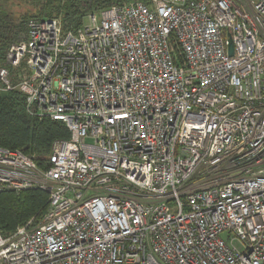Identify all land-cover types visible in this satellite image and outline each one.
<instances>
[{
    "label": "built area",
    "instance_id": "obj_1",
    "mask_svg": "<svg viewBox=\"0 0 264 264\" xmlns=\"http://www.w3.org/2000/svg\"><path fill=\"white\" fill-rule=\"evenodd\" d=\"M86 19L29 21L0 71V94L69 133L44 167L0 147V193L47 194L0 264H264V0Z\"/></svg>",
    "mask_w": 264,
    "mask_h": 264
},
{
    "label": "trees",
    "instance_id": "obj_2",
    "mask_svg": "<svg viewBox=\"0 0 264 264\" xmlns=\"http://www.w3.org/2000/svg\"><path fill=\"white\" fill-rule=\"evenodd\" d=\"M17 1L32 9L18 10ZM128 1L146 0H0V71L6 66L8 50L25 35L29 21L57 18L64 30L74 32L88 14ZM68 137L62 122L28 116L19 91L0 94V147L20 151L44 167L53 142ZM46 207L47 194L39 190L0 193V234L6 237L32 218L37 222Z\"/></svg>",
    "mask_w": 264,
    "mask_h": 264
},
{
    "label": "rangeland",
    "instance_id": "obj_3",
    "mask_svg": "<svg viewBox=\"0 0 264 264\" xmlns=\"http://www.w3.org/2000/svg\"><path fill=\"white\" fill-rule=\"evenodd\" d=\"M16 3L19 4V6H18L19 9L18 10H20V11H27V10L32 9L30 4L24 3L23 1H17ZM86 22H87V19L85 18V20L83 21V24H85Z\"/></svg>",
    "mask_w": 264,
    "mask_h": 264
},
{
    "label": "water",
    "instance_id": "obj_4",
    "mask_svg": "<svg viewBox=\"0 0 264 264\" xmlns=\"http://www.w3.org/2000/svg\"><path fill=\"white\" fill-rule=\"evenodd\" d=\"M227 53H228L229 57H231L233 55V45L231 43L230 38L228 39Z\"/></svg>",
    "mask_w": 264,
    "mask_h": 264
},
{
    "label": "bare ground",
    "instance_id": "obj_5",
    "mask_svg": "<svg viewBox=\"0 0 264 264\" xmlns=\"http://www.w3.org/2000/svg\"><path fill=\"white\" fill-rule=\"evenodd\" d=\"M66 31H70V30H66ZM72 32V31H71ZM44 118H47V117H44ZM43 118V119H44ZM48 119H50V118H48ZM51 120V119H50ZM4 192H12V191H4ZM1 193H3V192H1ZM12 193H14V192H12Z\"/></svg>",
    "mask_w": 264,
    "mask_h": 264
}]
</instances>
